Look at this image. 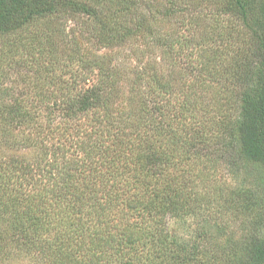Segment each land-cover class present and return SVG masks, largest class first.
<instances>
[{
  "label": "trees",
  "instance_id": "1",
  "mask_svg": "<svg viewBox=\"0 0 264 264\" xmlns=\"http://www.w3.org/2000/svg\"><path fill=\"white\" fill-rule=\"evenodd\" d=\"M54 18L63 63L39 37L26 47L51 75L45 119L0 110L16 124V161L0 164V264H219L207 244L224 226L180 236L169 221L198 215L195 161L213 144L264 170V0H0L1 37ZM230 80L236 116L221 103ZM239 199L255 220L237 264H264V189Z\"/></svg>",
  "mask_w": 264,
  "mask_h": 264
},
{
  "label": "rangeland",
  "instance_id": "2",
  "mask_svg": "<svg viewBox=\"0 0 264 264\" xmlns=\"http://www.w3.org/2000/svg\"><path fill=\"white\" fill-rule=\"evenodd\" d=\"M64 22L60 18L44 19L35 22L15 35L0 36L1 111L5 106H16L17 102L32 111L31 114L34 119H45L47 111L38 105V101L43 102V104L46 103V105L50 102L48 103L45 98H40L38 93L42 95L47 93L49 85L46 78L51 75L47 72L37 71V67L32 65L34 63L31 54L26 51V47L31 40L39 37V40L45 42V46L52 45L63 63L65 48L61 30L67 29ZM237 28L236 30H239V27ZM241 35L244 33L242 32ZM244 37L246 38V36ZM139 44L140 47H143L142 42ZM121 54V49L112 52V55L119 59ZM146 55L156 56L157 59L159 53L148 51ZM49 58L44 54L42 62L47 65ZM126 62L128 63V61ZM62 71L57 70L54 73L57 75ZM227 85L229 95L223 97L221 103L227 101L229 106L234 109L232 115L236 116L237 111L235 110L240 105L241 90L232 80ZM10 123L9 118H5L0 112V164L9 160L11 163L16 161V124ZM29 130L25 127L23 133ZM218 143L213 144L212 149L207 151L208 158L195 161L197 173L195 181L198 184L197 194H193V197H195V210L198 215H195L194 219L170 220L169 230L180 236H194L202 231L200 223L206 219L210 223L207 226L210 233L215 235L216 231L213 227L220 224L226 228V234L222 237L214 236L213 240L207 244V248L216 263L237 264L247 257L248 242L254 230L252 223L255 220L252 214L239 207L241 203L239 196L245 193L254 197L260 190L264 189V170L257 165L241 162L233 154V151L222 156L218 150L222 142L219 141ZM25 150L26 155L30 156L31 149L27 147ZM19 152L23 153L22 151ZM253 190L256 192L253 193ZM262 215L264 217V213Z\"/></svg>",
  "mask_w": 264,
  "mask_h": 264
}]
</instances>
